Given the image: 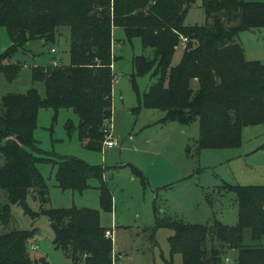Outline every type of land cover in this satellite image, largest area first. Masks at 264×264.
Segmentation results:
<instances>
[{"label":"trees","instance_id":"trees-1","mask_svg":"<svg viewBox=\"0 0 264 264\" xmlns=\"http://www.w3.org/2000/svg\"><path fill=\"white\" fill-rule=\"evenodd\" d=\"M194 1L0 0V25L6 27L10 39L0 52V73L7 80H13L22 66L14 58L18 48L28 40L54 42L59 26L68 28L69 52L67 63L53 59L49 64L31 66V78L44 84L43 95L31 86L25 92H7L0 97V197H4L0 198V225L8 224L10 204L17 203L33 220L40 214L49 218L52 243L72 264H118L98 209L44 206L48 186L37 165L47 152L33 136L39 108H53V118L59 108H71L78 121L73 125L66 120L68 135L75 130L79 140H86V147L102 148L112 118L114 26H120L128 39L138 36L143 47L153 51L151 57H132L133 74L151 71L154 78L137 94L139 104L164 111L163 121L189 123L196 119L199 148L236 147L243 126L264 123V62L247 59L235 39L239 30L264 27V1L202 0L211 22L185 24L184 17ZM182 37L186 40L180 58L172 64ZM193 81L197 82L195 88ZM50 161L55 167V184L61 190L81 192L94 178L101 209L112 211L104 166L64 154H56ZM130 167L144 180L140 170ZM225 186L238 202L234 224L156 218L154 229L160 225L172 229L166 264H173L174 253H180L182 264H222V242L237 249L232 264H264V246L244 241L245 228L251 239L264 236V183ZM30 192L39 202L37 210L26 202ZM35 232V227L0 232V264H49L44 256L29 254L28 239ZM213 239L219 244L213 245Z\"/></svg>","mask_w":264,"mask_h":264},{"label":"rangeland","instance_id":"rangeland-1","mask_svg":"<svg viewBox=\"0 0 264 264\" xmlns=\"http://www.w3.org/2000/svg\"><path fill=\"white\" fill-rule=\"evenodd\" d=\"M210 20L202 0L191 3L184 17L185 24H204ZM112 38L115 59L111 68L115 80L109 124L111 139H116V144H102L100 150L90 149L85 145L86 140L77 138L75 130L71 135L66 131V120L73 125L78 121L71 108H59L55 118L53 108H39L33 136L39 147L47 152L43 154L45 161L43 159L37 165L48 186V201L44 206L76 205L98 209L101 224L112 231L109 236L118 263L166 264L170 259L168 236L172 229L164 225L154 229L156 218L178 217L185 222L209 225L215 222L234 224L238 202L235 193L225 184L264 183V123L243 126L236 147L199 148L196 119L189 123L172 119L163 121L164 111L138 102L137 94L141 95L154 78L151 71L133 74L132 57L136 54L151 57L152 49L143 47L138 36L126 38L120 26L112 28ZM235 39L243 46L247 59L264 62V27L239 30ZM9 44L7 29L0 25V52ZM183 45L177 46L172 64L179 60ZM51 47L56 51L52 52ZM14 58L20 60L22 66L11 81L0 73V97L7 92H25L31 86L43 95L44 84L31 78V66L49 64L53 59H60L61 63L69 61L68 28L59 26L54 42L28 40L14 53ZM192 86L195 88L197 82L193 81ZM38 152L42 154L41 150ZM56 154L74 155L90 164L105 167L104 179L113 199L111 212L104 211L99 205L96 179L90 178V186L81 192L61 190L55 184V167L50 160ZM2 161L0 158V165ZM130 166L140 170L144 180ZM0 198L4 199L3 196ZM26 202L32 210L39 207L31 192L26 196ZM30 227L36 228L28 239L31 257L44 256L49 264H72L70 257L54 247L53 230L45 214L33 220L23 212L20 204H10V221L6 226L0 225V232ZM244 241L264 246V236L251 239L247 228L244 229ZM212 243L219 244L215 239ZM206 244L209 246L211 241ZM220 250L222 262L226 259L234 262L237 249L222 242ZM172 261L173 264H182L180 253H174Z\"/></svg>","mask_w":264,"mask_h":264},{"label":"built area","instance_id":"built-area-1","mask_svg":"<svg viewBox=\"0 0 264 264\" xmlns=\"http://www.w3.org/2000/svg\"><path fill=\"white\" fill-rule=\"evenodd\" d=\"M186 40V38L185 37H182V41H181V44L183 43L184 44V41ZM52 52L55 50V48L54 47H51V49H50ZM107 131H108V133H107V136H106V139H105V141H104V145H107V146H113V145H115L116 144V139H114V138H112L111 139V137H112V135H111V127H110V124H109V127H108V129H107ZM112 233V231H110L109 229H107L106 231H105V234L106 235H112L111 234ZM112 238V237H111ZM222 264H232L231 262H229L228 261V259H226V261L225 262H222Z\"/></svg>","mask_w":264,"mask_h":264},{"label":"crops","instance_id":"crops-1","mask_svg":"<svg viewBox=\"0 0 264 264\" xmlns=\"http://www.w3.org/2000/svg\"><path fill=\"white\" fill-rule=\"evenodd\" d=\"M50 49H51V48H50ZM55 51H56V48H55V50H54L53 52H55ZM33 246H34V245H33ZM33 246H32V248H34V247H35V246H34V247H33Z\"/></svg>","mask_w":264,"mask_h":264},{"label":"water","instance_id":"water-1","mask_svg":"<svg viewBox=\"0 0 264 264\" xmlns=\"http://www.w3.org/2000/svg\"><path fill=\"white\" fill-rule=\"evenodd\" d=\"M118 264H120V263H118Z\"/></svg>","mask_w":264,"mask_h":264}]
</instances>
